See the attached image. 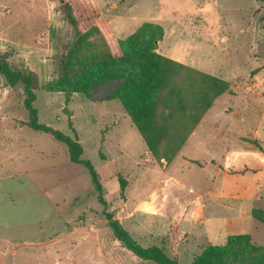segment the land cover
I'll use <instances>...</instances> for the list:
<instances>
[{
	"label": "rangeland",
	"instance_id": "374dc122",
	"mask_svg": "<svg viewBox=\"0 0 264 264\" xmlns=\"http://www.w3.org/2000/svg\"><path fill=\"white\" fill-rule=\"evenodd\" d=\"M96 1L106 29L83 44L79 55L71 57L73 45L66 47L61 63L70 69L92 54L115 53L144 24L162 27L156 52L185 66L177 81L189 112L201 94L204 74L229 84L190 134L198 129L195 136L219 155L189 157L192 168L219 164L224 185L239 180L245 192L224 196L219 206L203 195L177 208L166 203L162 212L148 209L145 204L154 194L161 199L184 193L169 187L172 162L150 153L122 104L101 101L122 81L95 88L91 97H67L46 92V78L33 72L39 123L79 140L83 159L100 175L105 206L88 170L70 161L67 147L28 126L23 84L11 89L0 74V264H156L126 249L106 214L140 246H157L180 264H190L208 245H224L231 235L249 234L254 244L264 246V223L250 217L253 208L264 210L263 181L259 194L253 189L254 174L264 171V141L258 133L263 129L264 140V0ZM30 2L0 0V13L12 27L43 31L52 23L35 14ZM47 5L53 12L66 11L57 1H40L39 8L44 11ZM9 52L0 54L1 61L24 71ZM209 223L216 225L208 228ZM170 225L189 238L173 242Z\"/></svg>",
	"mask_w": 264,
	"mask_h": 264
},
{
	"label": "trees",
	"instance_id": "16d2710c",
	"mask_svg": "<svg viewBox=\"0 0 264 264\" xmlns=\"http://www.w3.org/2000/svg\"><path fill=\"white\" fill-rule=\"evenodd\" d=\"M64 5L65 14L75 31L73 48L69 55L76 56L90 38L101 35L106 29L105 15L96 0H56ZM164 37L162 27L144 24L126 40L115 53L90 55L76 67L63 65L62 76L46 85V91L62 92L67 97L82 93L91 97V91L107 83L122 81L101 101H118L136 126L150 153L157 159L171 163L181 151L192 131L213 102L226 93L229 84L214 76H202L201 94L190 112L186 109L183 89L178 85L184 65L156 52L157 44ZM1 72L9 87L23 84V105L29 114L28 126L37 132L49 133L55 141L64 144L72 163L83 165L91 176L99 200L106 206L100 175L89 160L83 159L84 149L78 139L39 123L34 106L35 74L29 70L18 71L1 61ZM61 71V65H60ZM191 114V119L186 120ZM175 127V128H172ZM116 239L138 258L156 264H180L178 257L170 258L157 246H140L112 214H106ZM252 216L264 223V210L253 209ZM173 242H183L189 234L179 226L170 225ZM190 264H264V246L252 242L249 234L231 235L222 246L208 245Z\"/></svg>",
	"mask_w": 264,
	"mask_h": 264
},
{
	"label": "crops",
	"instance_id": "0c3cea01",
	"mask_svg": "<svg viewBox=\"0 0 264 264\" xmlns=\"http://www.w3.org/2000/svg\"><path fill=\"white\" fill-rule=\"evenodd\" d=\"M30 1L31 6L35 9V14H40L42 17H45L47 23H52L53 25H47V28L43 31L41 29H35L33 31L30 30L31 33H27L24 28H22L24 24L12 27L7 20L8 16L0 13V54L3 53V51L6 52L9 50L10 52L8 54H10V60L14 61L17 68L20 70H30L36 73L38 77L42 76L46 78L47 81L43 87L46 91V85L60 77L61 58L65 52V48L73 44L75 40V31L62 10L53 12L48 5L43 9L44 11L39 8L40 1H44V3H55V0ZM10 19L11 18H9V20ZM62 19L65 22H61ZM65 26H67V28ZM18 87H20V84ZM7 89L8 88L4 90L7 92L9 90ZM20 93L23 95L24 89L21 90ZM200 126L201 124L198 127ZM198 131L197 129L190 136L186 145H184L182 151H180L181 153L179 152L172 161L171 168H173L174 174L167 173V180H170L168 181L169 187L172 190L184 193V195L171 196L168 194L166 197L158 199L157 195L154 194L152 200L145 204L148 209L155 212H162L165 209L166 203L169 209L172 208V205L173 208H177L185 204V199L194 203L197 197H203V195H210V201L219 206V204L223 202L224 196L231 197L237 195V197H239L240 193L245 192V186L241 182L238 183L237 181L239 180L235 181L231 186L224 185V177L219 168V164L215 166L206 165L200 170H194L192 168L189 157L199 155L206 159H213L214 156L219 155L218 153L216 154V151L209 150L205 146L206 143L203 138L195 136L198 135ZM261 131L258 133L260 134V139L264 141L263 138H261ZM256 154L259 155L260 153ZM182 155L188 158H184ZM253 180L255 182L253 189L256 187L255 192L259 194V192L262 191V181L264 184V171L260 172L258 175L254 174ZM187 204L189 205V203ZM250 217L254 219L251 212ZM212 225H216V223H209L208 228Z\"/></svg>",
	"mask_w": 264,
	"mask_h": 264
},
{
	"label": "water",
	"instance_id": "95a60500",
	"mask_svg": "<svg viewBox=\"0 0 264 264\" xmlns=\"http://www.w3.org/2000/svg\"><path fill=\"white\" fill-rule=\"evenodd\" d=\"M0 72H1V66H0Z\"/></svg>",
	"mask_w": 264,
	"mask_h": 264
}]
</instances>
